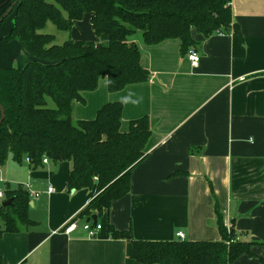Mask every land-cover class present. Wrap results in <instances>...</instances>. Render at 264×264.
I'll use <instances>...</instances> for the list:
<instances>
[{
  "label": "crops",
  "instance_id": "0c3cea01",
  "mask_svg": "<svg viewBox=\"0 0 264 264\" xmlns=\"http://www.w3.org/2000/svg\"><path fill=\"white\" fill-rule=\"evenodd\" d=\"M12 0H0V13ZM229 31L191 36L200 54L192 65L180 53L178 39L154 45L136 34L146 82L110 92L106 78L82 93L74 105L77 120L93 119L108 102H120V131L147 116L151 135L145 157L132 169L130 190L97 217L101 228L88 237L78 213L96 188L68 190L70 163L48 159L33 167L9 157L0 164V187L16 189L29 182L39 191L28 211L33 224L0 233L4 264H137L128 239L112 238L108 225L130 230L138 240H173L181 231L190 241L220 239L212 186L224 223L241 240H251L254 255L232 264H261L264 258V0H231ZM91 14L75 21L69 38L97 41ZM12 15L0 26V68L22 67L31 55L17 40H1L12 27ZM56 27V26H55ZM68 39V38H67ZM175 171L184 174L171 175ZM52 187V192H48ZM74 222L72 231L66 226ZM0 229L3 223L0 221Z\"/></svg>",
  "mask_w": 264,
  "mask_h": 264
},
{
  "label": "trees",
  "instance_id": "16d2710c",
  "mask_svg": "<svg viewBox=\"0 0 264 264\" xmlns=\"http://www.w3.org/2000/svg\"><path fill=\"white\" fill-rule=\"evenodd\" d=\"M11 3L0 13L8 9ZM231 0H17L10 14L12 27L1 40H17L31 55L22 67L0 68V105L5 113L0 125V164L9 157L19 164L28 157L33 167L43 157L70 163L68 190L95 186L96 194L78 213L86 220L99 217L112 201L130 190L132 169L145 157L151 135L149 119L130 121L120 131L122 104L108 102L93 119L77 120L74 105L84 102L82 93L96 89L106 78L110 92L133 83L146 82L149 72L140 64V50L132 37L154 45L166 39L180 41L185 55L197 43L194 28L204 37L233 31ZM91 14L97 41L68 38L61 44L43 32L47 22L70 31L73 23ZM51 100L54 105L48 102ZM184 174L175 171L171 175ZM210 186L216 227L215 241L138 240L130 230L108 225L112 238L132 243L137 264H232L242 254L254 255L251 240H241L224 223L218 199ZM7 206H0L2 232L29 227L30 198L22 186L4 188ZM264 264V258H260ZM0 264H4L0 258Z\"/></svg>",
  "mask_w": 264,
  "mask_h": 264
},
{
  "label": "built area",
  "instance_id": "2783aa9c",
  "mask_svg": "<svg viewBox=\"0 0 264 264\" xmlns=\"http://www.w3.org/2000/svg\"><path fill=\"white\" fill-rule=\"evenodd\" d=\"M186 56L192 65H197L199 60H200V54L198 53L197 50H195L193 48L187 52ZM24 161L27 163L31 162V160L28 157L24 158ZM47 161H48V159L46 157L42 158V162L46 163ZM1 181H3V178H0V182ZM21 186L28 193L30 201L33 200L34 198H37L40 194V192L35 190L32 187L31 183H29V182L22 183ZM48 192H52V187H48ZM5 200L6 199H5L4 189L0 187V206L2 205L3 201H5ZM74 227H75V223L72 222L68 226H66L65 231H67V232L72 231L74 229ZM82 228L84 229V231L86 232L88 237H93V236H95L96 232L101 228V225L97 224V223H96V225H93L91 221H88V222L83 223ZM176 235L179 239L184 238V234L181 231L177 232Z\"/></svg>",
  "mask_w": 264,
  "mask_h": 264
},
{
  "label": "rangeland",
  "instance_id": "374dc122",
  "mask_svg": "<svg viewBox=\"0 0 264 264\" xmlns=\"http://www.w3.org/2000/svg\"><path fill=\"white\" fill-rule=\"evenodd\" d=\"M43 32H47L50 34H53L55 37V42L57 44H61L63 43L65 40H67V38H69L70 36V31H64V30H59L55 27V25L52 22H47ZM50 105H54L53 102L51 100H49L48 102Z\"/></svg>",
  "mask_w": 264,
  "mask_h": 264
},
{
  "label": "water",
  "instance_id": "95a60500",
  "mask_svg": "<svg viewBox=\"0 0 264 264\" xmlns=\"http://www.w3.org/2000/svg\"><path fill=\"white\" fill-rule=\"evenodd\" d=\"M17 0L13 1V3L8 7V9L0 16V23L3 21L4 18H6L10 12L13 10V6L16 4ZM5 113L2 105H0V125L2 121L4 120ZM11 203V199H6L3 201L2 206H7ZM91 221L93 225H96L97 223V215L93 214L89 218H87V222Z\"/></svg>",
  "mask_w": 264,
  "mask_h": 264
}]
</instances>
